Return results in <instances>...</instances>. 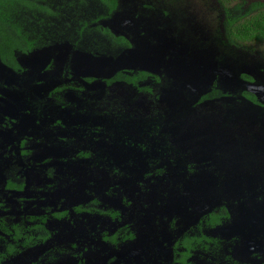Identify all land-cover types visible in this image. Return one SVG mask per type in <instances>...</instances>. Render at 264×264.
Instances as JSON below:
<instances>
[{"label":"flooded vegetation","instance_id":"af4514ba","mask_svg":"<svg viewBox=\"0 0 264 264\" xmlns=\"http://www.w3.org/2000/svg\"><path fill=\"white\" fill-rule=\"evenodd\" d=\"M113 1L0 21V264H264L255 78L116 67Z\"/></svg>","mask_w":264,"mask_h":264},{"label":"water","instance_id":"95a60500","mask_svg":"<svg viewBox=\"0 0 264 264\" xmlns=\"http://www.w3.org/2000/svg\"><path fill=\"white\" fill-rule=\"evenodd\" d=\"M124 1L121 0L114 17L127 6ZM143 1L131 0L128 8L133 7L138 14L127 15L119 20L120 30L135 46L113 60L116 67L141 66L153 72L162 73L163 71L166 75L163 77L164 82L171 81L180 84L179 81H183L188 84L191 91L200 90L203 84L213 82L212 74L224 68L236 73V77H240L236 80L238 85L241 81H245L241 78L243 73L255 78L260 75L264 76V57L252 51L250 45L229 43L226 35L227 19L221 4L215 15L212 13L200 20H187L185 24H182L178 22L182 17L180 12L173 14L175 13L173 9L165 8L169 5L175 6V2L169 4L174 0H161V5L158 0H148L156 6L155 10L143 9L141 7ZM179 1L184 3L183 1L186 0ZM166 10L168 11L167 17L163 14L159 16L160 11L164 13ZM152 17L156 19L159 17L165 21L167 19L166 25H173L175 34L170 33L166 25L163 27L156 25L152 29L151 20L148 19ZM175 24L179 25L175 26ZM117 33L119 34V30ZM181 75H185L186 78L182 79ZM250 90L256 93L264 103V82H254L250 85Z\"/></svg>","mask_w":264,"mask_h":264},{"label":"trees","instance_id":"16d2710c","mask_svg":"<svg viewBox=\"0 0 264 264\" xmlns=\"http://www.w3.org/2000/svg\"><path fill=\"white\" fill-rule=\"evenodd\" d=\"M25 0H0V21L5 24L12 25L16 30H19L20 25L14 23L13 13L22 9V4ZM143 1V0H142ZM221 6L224 9L226 16V35L230 44H261L264 42V2L255 0L249 5L248 10L243 9V5H232L234 0H220ZM121 0H114L113 6L120 7ZM16 8L14 12H10L11 8ZM143 9L155 10L156 6L148 0L142 2ZM232 8V9H230ZM116 10V11H117ZM254 12V13H253ZM116 13V12H115ZM114 13V14H115ZM252 13V15L250 14ZM164 14H167L164 11ZM247 16V17H246ZM255 78V77H254ZM254 82H264V76L260 75L254 79ZM253 92V91H252ZM254 93V92H253ZM256 94V93H255Z\"/></svg>","mask_w":264,"mask_h":264},{"label":"rangeland","instance_id":"374dc122","mask_svg":"<svg viewBox=\"0 0 264 264\" xmlns=\"http://www.w3.org/2000/svg\"><path fill=\"white\" fill-rule=\"evenodd\" d=\"M130 1L131 0H125L124 1L125 2V6L126 5L127 6L124 7V10L121 11L119 13V15L114 17L115 23H119V20L121 18L126 17L127 15L138 14L137 13L138 11L135 10L133 7L128 8V5L131 4ZM253 1H255V0H234L232 5H237V4L240 5V4H242L243 5V9L244 10H248L249 5H251L253 3ZM261 1L264 2V0H261ZM158 2H159L160 5L162 4L161 0H158ZM173 2H175V6H176L180 1L179 0H174V1L169 2V4L170 3L173 4ZM183 2L184 3L180 2L176 6V8H175L174 5H169V7L165 6L166 9H170V10L173 9V11L175 12L173 14H176V13L180 12V15H182V17L179 19L178 22L182 23V24H185V22H187V20L188 21H192V19H194L196 21L200 20L201 18H204L205 16L211 15L212 13L215 15L216 12L219 10L220 4L222 3L220 0H192V1L186 0V1H183ZM230 9H232V8H230ZM166 12H168V11L166 10ZM162 14H163L164 17H167V14L164 15V13H162L160 11L159 12V16H162ZM250 14L252 15V13H250ZM224 15L227 16L226 13H224ZM148 19L151 20L150 25H151L152 29H154L156 25L158 27H160V26L163 27V26L166 25V22H168L167 19L165 21V20H161V18H159V17H158V19H156L154 17H152L151 19L150 18H148ZM178 25L179 24H175V26H178ZM166 26L168 27L167 29L170 31V33L175 34V32H174L175 29H174L173 25L168 24ZM116 29L120 30L119 25L118 26L116 25ZM176 32H177V30H176ZM173 36H175V35H173ZM186 36H185V38L189 39V37H186ZM178 42H179V40H178ZM248 45L251 46L252 51L257 52L261 57H264V42H262L261 44H256V43L253 44L252 43V44H248ZM109 67H112V66H109ZM217 75L221 76V73L219 71L214 72L212 74V78L215 80L217 78ZM237 79H238V77L235 78V80H237Z\"/></svg>","mask_w":264,"mask_h":264}]
</instances>
